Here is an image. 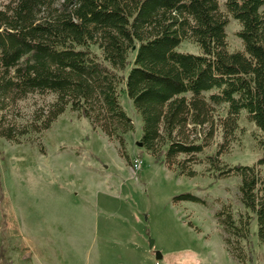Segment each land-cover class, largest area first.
I'll use <instances>...</instances> for the list:
<instances>
[{
	"label": "trees",
	"instance_id": "obj_1",
	"mask_svg": "<svg viewBox=\"0 0 264 264\" xmlns=\"http://www.w3.org/2000/svg\"><path fill=\"white\" fill-rule=\"evenodd\" d=\"M220 6V0H8L0 8V109L31 94L54 100L34 113L30 130L17 133L0 120V138L17 142L47 130L69 108L123 148L124 135L134 130L119 101L123 90L140 117L142 150L176 175L193 178L196 156L220 127L222 143L206 164L217 179H240L246 215L235 220L222 205L214 219L228 253L245 264L241 241L253 220L264 247V177L256 168L264 165V0H224V11ZM228 17L240 27L242 49L234 52L227 50ZM186 40L200 53L178 52ZM218 106L225 116L217 122ZM241 112L262 135L261 155L254 166L230 167L219 157ZM171 202L204 205L188 193ZM0 264L11 263L0 254Z\"/></svg>",
	"mask_w": 264,
	"mask_h": 264
},
{
	"label": "rangeland",
	"instance_id": "obj_2",
	"mask_svg": "<svg viewBox=\"0 0 264 264\" xmlns=\"http://www.w3.org/2000/svg\"><path fill=\"white\" fill-rule=\"evenodd\" d=\"M7 1L0 0V8ZM239 29L228 17L229 52L242 49ZM91 50L99 55L96 47ZM177 51L200 53L190 40ZM53 100L52 94H31L0 109L2 128L30 130L34 113ZM119 101L134 125L123 137V148L69 108L47 130L28 132L17 142L0 138V254L11 264H240L228 253L226 235L214 219L222 205L230 207L235 220L246 215L239 202L240 179H217L206 164L222 143L220 127L210 146L196 156V176H178L137 146L140 117L123 90ZM224 116V106L214 108V120ZM261 138L241 112L219 161L230 167L254 166ZM256 168L264 177V165ZM184 193L204 205L171 202ZM255 231L253 220L248 238L241 241L249 259L245 264H264V247ZM154 251L160 260L154 259Z\"/></svg>",
	"mask_w": 264,
	"mask_h": 264
},
{
	"label": "water",
	"instance_id": "obj_3",
	"mask_svg": "<svg viewBox=\"0 0 264 264\" xmlns=\"http://www.w3.org/2000/svg\"><path fill=\"white\" fill-rule=\"evenodd\" d=\"M137 146L140 147V148L142 147V145H141L140 142L137 143ZM153 245H154V242L150 240L149 243H148V247H149V249H152ZM161 257H162V256H161V254H160L159 252L154 251V259H155V260H160Z\"/></svg>",
	"mask_w": 264,
	"mask_h": 264
},
{
	"label": "built area",
	"instance_id": "obj_4",
	"mask_svg": "<svg viewBox=\"0 0 264 264\" xmlns=\"http://www.w3.org/2000/svg\"><path fill=\"white\" fill-rule=\"evenodd\" d=\"M138 167H139V165H138V164L134 166V168H135V169H138Z\"/></svg>",
	"mask_w": 264,
	"mask_h": 264
}]
</instances>
